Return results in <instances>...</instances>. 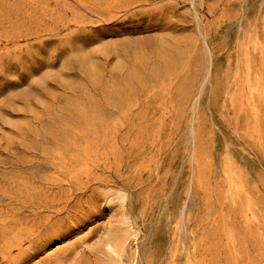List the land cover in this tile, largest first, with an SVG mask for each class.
Wrapping results in <instances>:
<instances>
[{
	"label": "rangeland",
	"instance_id": "374dc122",
	"mask_svg": "<svg viewBox=\"0 0 264 264\" xmlns=\"http://www.w3.org/2000/svg\"><path fill=\"white\" fill-rule=\"evenodd\" d=\"M0 264H264V0H0Z\"/></svg>",
	"mask_w": 264,
	"mask_h": 264
},
{
	"label": "bare ground",
	"instance_id": "6f19581e",
	"mask_svg": "<svg viewBox=\"0 0 264 264\" xmlns=\"http://www.w3.org/2000/svg\"><path fill=\"white\" fill-rule=\"evenodd\" d=\"M187 208V207H186Z\"/></svg>",
	"mask_w": 264,
	"mask_h": 264
}]
</instances>
